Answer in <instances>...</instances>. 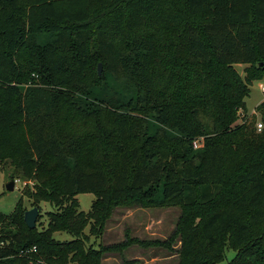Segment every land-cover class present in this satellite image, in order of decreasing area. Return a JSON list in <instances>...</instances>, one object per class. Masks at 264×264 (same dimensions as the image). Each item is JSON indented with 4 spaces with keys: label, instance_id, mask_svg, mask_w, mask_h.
Instances as JSON below:
<instances>
[{
    "label": "trees",
    "instance_id": "16d2710c",
    "mask_svg": "<svg viewBox=\"0 0 264 264\" xmlns=\"http://www.w3.org/2000/svg\"><path fill=\"white\" fill-rule=\"evenodd\" d=\"M43 32L55 39L42 47ZM106 70L145 106L82 108ZM263 78L264 0H0V172L11 162L34 183L23 190L33 207H53L46 230L27 227L22 204L0 213V264H102L177 240L178 264H264V101L261 131L245 102ZM150 114L160 129L146 137ZM80 194L95 196L89 212ZM118 206L184 214L167 241L90 247Z\"/></svg>",
    "mask_w": 264,
    "mask_h": 264
},
{
    "label": "rangeland",
    "instance_id": "374dc122",
    "mask_svg": "<svg viewBox=\"0 0 264 264\" xmlns=\"http://www.w3.org/2000/svg\"><path fill=\"white\" fill-rule=\"evenodd\" d=\"M177 34H172L170 37H175ZM55 36L49 32H43L38 38L37 42L40 46H46L52 43ZM98 65L94 66V71L97 73ZM244 65H238L236 68L239 73L244 75ZM104 79L99 84L87 91L82 92L78 96V102L86 111L95 110L111 98L116 97L119 101L126 105L133 102L136 107H144L143 95L134 88L126 86L125 82L117 81L109 71L104 72ZM264 85L263 80L254 82L251 87L250 96L246 99V113L247 123H257L261 121V116L257 113V107L264 101V94L261 92L260 85ZM21 89L26 91L27 85L25 79L21 82ZM243 116V115H242ZM239 119L238 123H242ZM160 129L157 124L155 114H150L147 121L145 136L155 135ZM171 136L176 132L167 131ZM144 137L142 143L145 141ZM201 148L193 151L191 160L198 163ZM70 165H73L74 160L70 159ZM11 175H16L15 188L13 191L7 190V185L13 179ZM24 188L33 189L34 183L25 182L16 173V168L11 162L6 166V170L0 172V213L5 215L12 214L19 205H24L26 210L33 208L30 202L24 195ZM158 192V191H157ZM80 204V210L89 212L95 201L93 194H80L77 196ZM40 218L37 221L39 230H46L48 227V218L46 213L53 210V207L46 202L39 205ZM184 214V210L180 207L170 208H143L141 206L124 207L118 206L113 210L112 215L104 223L102 234L99 237H90L89 246L99 248L104 246H115L126 242L131 238L150 242H163L170 239L173 232L176 230L177 224ZM89 234V228L86 229ZM54 237L59 241H70L73 238L62 232H57ZM180 242L173 245V250H168L159 246H149L147 244L136 245L133 244L123 252L107 253L104 256L102 264H126V261L135 260L138 264H178V250ZM233 251L227 253L228 260L234 256Z\"/></svg>",
    "mask_w": 264,
    "mask_h": 264
},
{
    "label": "water",
    "instance_id": "95a60500",
    "mask_svg": "<svg viewBox=\"0 0 264 264\" xmlns=\"http://www.w3.org/2000/svg\"><path fill=\"white\" fill-rule=\"evenodd\" d=\"M102 73H103V65L100 63L98 65L99 76H101ZM6 187H7V190L13 191L15 188V180L10 181ZM39 217H40L39 207H33L31 210H27L24 215V220H25L27 227L31 230L35 229L37 227V221Z\"/></svg>",
    "mask_w": 264,
    "mask_h": 264
},
{
    "label": "built area",
    "instance_id": "2783aa9c",
    "mask_svg": "<svg viewBox=\"0 0 264 264\" xmlns=\"http://www.w3.org/2000/svg\"><path fill=\"white\" fill-rule=\"evenodd\" d=\"M260 87H261V90L264 94V85H261ZM257 129H258V131H261L263 129V123L261 121L257 123ZM193 146H194V149H198L202 146V143L200 141H195ZM15 182H18V181H15ZM4 245H5L4 242L1 241L0 242V248L4 247ZM36 252H37V248L33 247L31 249H28V250H21L19 255L20 256H27L28 254H34Z\"/></svg>",
    "mask_w": 264,
    "mask_h": 264
},
{
    "label": "crops",
    "instance_id": "0c3cea01",
    "mask_svg": "<svg viewBox=\"0 0 264 264\" xmlns=\"http://www.w3.org/2000/svg\"><path fill=\"white\" fill-rule=\"evenodd\" d=\"M245 67H246V66H245ZM245 67H244V69H245ZM262 80H263V79H262ZM261 85H263V84H261ZM261 85H260V86H261ZM260 89H261V87H260ZM261 92H262V90H261ZM262 93H263V92H262Z\"/></svg>",
    "mask_w": 264,
    "mask_h": 264
}]
</instances>
